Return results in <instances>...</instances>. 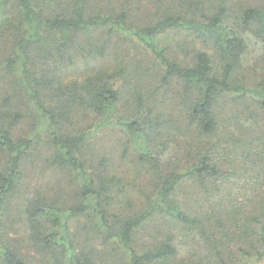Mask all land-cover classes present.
<instances>
[{
    "label": "trees",
    "instance_id": "1",
    "mask_svg": "<svg viewBox=\"0 0 264 264\" xmlns=\"http://www.w3.org/2000/svg\"><path fill=\"white\" fill-rule=\"evenodd\" d=\"M134 3L0 0V220L20 205L44 264H91L69 227L82 218L127 264H185L176 233L199 246L193 262L264 264V53L256 80L246 64L250 35L264 45V0L234 12L230 0H176L149 21L134 20ZM180 30L209 50L159 46ZM110 128L115 146L135 147L129 171L148 178L137 206L113 146L96 139ZM41 144L44 166L71 182L19 203ZM5 243L1 264H29Z\"/></svg>",
    "mask_w": 264,
    "mask_h": 264
},
{
    "label": "rangeland",
    "instance_id": "2",
    "mask_svg": "<svg viewBox=\"0 0 264 264\" xmlns=\"http://www.w3.org/2000/svg\"><path fill=\"white\" fill-rule=\"evenodd\" d=\"M64 3H68L70 0H62ZM173 1L176 0H134V6L136 8V15L134 20L149 21L155 20L157 15H160L161 12L170 6H173ZM178 1V0H177ZM214 1L215 0H210ZM262 0H230V6H232L234 11H237L239 8H247L250 6H258ZM92 4L100 5L101 10H110L117 9L118 11L126 10L127 7L120 9L123 6H127L129 0H91ZM126 2V3H125ZM110 3V4H109ZM188 5L184 6L185 12H187ZM138 17V19H137ZM180 32V33H179ZM251 43L249 44V49L247 53V62L248 67L250 68L249 73L253 74V78H258L261 73L262 68V58L261 53H264V45L259 42L254 36L250 35ZM134 43L127 41V45L123 47L124 51L129 50V46H132ZM159 46L164 48L169 53H177L180 56L186 55L189 53V50L192 48H202L204 50H209L207 44L203 40H198L195 34L186 31H169L164 36H161L159 39ZM142 51H135L133 49L132 55L137 54L140 56ZM132 57V56H131ZM133 58V57H132ZM73 72L74 69L71 68ZM152 73H155L152 71ZM70 75V74H69ZM73 78V76H72ZM32 126V123H26L22 125V131L28 132V129ZM110 131H102L97 134V140L99 141L100 146L103 147H112L115 150L114 157V170L119 175L120 172H128L130 177L126 185L128 186L129 196L134 195L133 198H130V202L137 206L140 202L137 194L146 188V180L148 178H136L134 177V172L129 171V167L132 166L131 162H135L136 159L129 156L131 150H135V147L131 143H127L126 147L121 148L120 146H115L118 142H115L117 135L120 138L123 137L120 129H112ZM126 140V139H125ZM43 145L41 144L40 149L42 155H33L32 158L28 160V166H26L27 177L20 186V193L16 196L19 197L18 201H24L25 193L28 195L35 196H45L46 191H49L51 187L54 186H63L64 182H71V178L65 173H55L50 169L46 164V167L43 164V155L46 153L43 150ZM128 149V151H127ZM127 152V153H126ZM176 158H179L176 154L172 152L167 154V159L170 162L176 161ZM138 163V162H137ZM111 165V164H110ZM145 171H140L135 176L145 174ZM136 174V173H135ZM133 175V177L131 176ZM130 179V180H129ZM124 189V185H117L116 191L121 193ZM62 196V193H60ZM123 197L122 194H120ZM127 207V206H126ZM127 210H130V207H127ZM41 222L47 225V233L54 232V226L51 225L52 221L47 216H42L40 219ZM80 221V222H79ZM79 221L70 220L69 227L70 231L75 233L78 237L79 242H81V247L84 249L85 253H90L91 264H127L126 260L122 257L117 246L113 243L105 242L104 236L100 237L96 235V232L93 229V224H90L86 221L85 218L80 219ZM155 225L152 224L149 230H144L140 233V242H148L149 233L155 230ZM175 242L180 249V261H184L185 264H199L200 259H197L195 262L191 261L194 256L200 253L199 246L192 244V239L186 237L185 233L181 236L176 233ZM3 237V238H1ZM0 239L2 241L6 240L8 247L16 249L27 261L29 264H44V259L40 256V250L35 248L31 243L30 239V220L21 210L20 205L13 204L11 212L6 215L2 220H0ZM107 243V244H106ZM33 246V247H32ZM93 253H92V252ZM190 261V262H189ZM1 264V258H0ZM202 264H207V261H204ZM263 264V263H262Z\"/></svg>",
    "mask_w": 264,
    "mask_h": 264
}]
</instances>
